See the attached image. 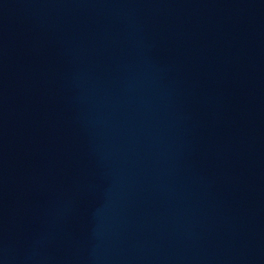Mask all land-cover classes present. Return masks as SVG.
<instances>
[{
    "label": "water",
    "instance_id": "1",
    "mask_svg": "<svg viewBox=\"0 0 264 264\" xmlns=\"http://www.w3.org/2000/svg\"><path fill=\"white\" fill-rule=\"evenodd\" d=\"M0 264H264V0H0Z\"/></svg>",
    "mask_w": 264,
    "mask_h": 264
}]
</instances>
